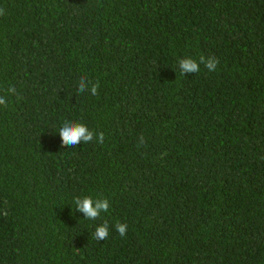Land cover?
Here are the masks:
<instances>
[{"label":"trees","instance_id":"16d2710c","mask_svg":"<svg viewBox=\"0 0 264 264\" xmlns=\"http://www.w3.org/2000/svg\"><path fill=\"white\" fill-rule=\"evenodd\" d=\"M0 95V264H264V0H0Z\"/></svg>","mask_w":264,"mask_h":264},{"label":"clouds","instance_id":"9594fccd","mask_svg":"<svg viewBox=\"0 0 264 264\" xmlns=\"http://www.w3.org/2000/svg\"><path fill=\"white\" fill-rule=\"evenodd\" d=\"M220 61L214 57L200 56L198 59L191 56H186L178 60V67L181 75L186 73H199L201 71L200 65H203L208 72L217 71V65ZM99 85L91 83L87 77H81L77 84V89L80 92L87 90L90 94L96 95ZM8 94H15V89L9 87ZM7 103L6 97L0 95V106H5ZM55 134L60 137L62 145H70L72 147L81 143L96 142L102 144L104 142L103 132H94L89 127L82 123L71 119H63L56 128ZM75 211L83 214V219L94 221L102 218L104 214L109 213L110 200L107 197L93 198L91 196H82L74 198ZM128 225L126 223L117 222L115 224V231L121 237L125 236ZM93 238L97 240H105L110 235L109 224L105 221L95 226L92 233Z\"/></svg>","mask_w":264,"mask_h":264}]
</instances>
